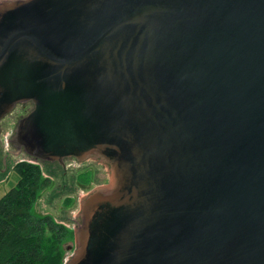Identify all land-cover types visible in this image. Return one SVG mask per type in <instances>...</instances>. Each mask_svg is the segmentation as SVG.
<instances>
[{
    "label": "water",
    "instance_id": "water-1",
    "mask_svg": "<svg viewBox=\"0 0 264 264\" xmlns=\"http://www.w3.org/2000/svg\"><path fill=\"white\" fill-rule=\"evenodd\" d=\"M20 105L14 155L109 172L63 264H264V0H0Z\"/></svg>",
    "mask_w": 264,
    "mask_h": 264
},
{
    "label": "trees",
    "instance_id": "trees-1",
    "mask_svg": "<svg viewBox=\"0 0 264 264\" xmlns=\"http://www.w3.org/2000/svg\"><path fill=\"white\" fill-rule=\"evenodd\" d=\"M13 171L16 185L0 198V264H63V245L73 232L49 215L34 214L54 175L28 161L13 165Z\"/></svg>",
    "mask_w": 264,
    "mask_h": 264
},
{
    "label": "rangeland",
    "instance_id": "rangeland-1",
    "mask_svg": "<svg viewBox=\"0 0 264 264\" xmlns=\"http://www.w3.org/2000/svg\"><path fill=\"white\" fill-rule=\"evenodd\" d=\"M20 161H30V159L27 157L24 152H21L17 156L14 157V163L13 165ZM39 164V163H38ZM13 165H11L10 171L1 174L0 176V198L5 195L11 188L15 187L16 182H17V175L15 172L12 170ZM47 169V168H46ZM48 170V169H47ZM82 170V168L80 169ZM97 172L101 173L100 175L104 178L105 175H107V180L109 179V172L108 169L105 167H101L100 165L96 167ZM48 172L51 173V175L56 176V174L50 169ZM77 171H73L72 169H68V174L70 177H66L65 179V184L66 183H75L76 185H82L80 186V192L78 191L77 193L79 194L78 197H76L74 194H70L69 190L64 192L61 187L62 184L56 183V179L51 178V187L41 193L36 205L34 206V214L37 217H43L46 215L54 217V220L57 223H63L65 224L70 231L73 232V237L66 242L65 245H63L64 249L66 250V257L69 255L70 250H68V247L74 246V229H75V224L73 222H69L66 220L61 219V211L66 210V209H72L75 213L79 212L80 209V200L85 197L90 191H93L97 187H102L106 186L109 182L103 183L102 181L99 183L101 185L94 186L93 187V181L94 177L93 175L88 176L84 174H78ZM74 176V177H73ZM101 177V178H102ZM92 183V185H90ZM103 183V184H102ZM89 184V185H87ZM79 188V187H78ZM82 192V193H81ZM69 194V195H68ZM68 196V197H66ZM65 261V260H64ZM63 261V262H64Z\"/></svg>",
    "mask_w": 264,
    "mask_h": 264
},
{
    "label": "flooded vegetation",
    "instance_id": "flooded-vegetation-1",
    "mask_svg": "<svg viewBox=\"0 0 264 264\" xmlns=\"http://www.w3.org/2000/svg\"><path fill=\"white\" fill-rule=\"evenodd\" d=\"M29 109H30L29 105H20L19 109H15V111L12 114L11 113L8 114L7 116H5L0 121V131L2 128L5 127L4 134H6V136H5L6 138H4L5 140H2L3 142H1V140H0V142H1L0 143V176H1V174L5 173V170H8L9 167H11V165H13L14 157L17 156V154L14 155L13 154L14 151L12 149H9L7 146L8 143L11 141L12 136L14 135V129L15 128H13V126H14L15 118H17L23 114H26V112ZM14 114H15V116H13ZM13 119H14V121H13ZM12 131H13V135L11 134ZM9 146H11V145L9 144ZM99 165L101 167H104L102 164H100L99 162L94 161V160L79 161L75 158H69V159H66L62 165H60L58 163L57 164H55V163L54 164L53 163L47 164L46 163V164H44V167L47 168L48 170L52 169V171L54 173L55 172L57 173V174L55 173L56 176L52 177V179H56V183L62 184L61 189L64 192L69 190V192H71L70 194H74L76 197H78V195L80 193L78 194L77 192L81 191L80 186H82V185H80V183H79V185H76L73 182L65 184L66 177H70L68 174V169L70 168L73 171L78 170L77 173L80 175L81 174L88 175V176L93 175V177H94L93 187H94V186H97V183H98V185H101V184H99L101 181L103 183L108 182L107 175H105L103 178L100 175L101 173L97 172L96 167ZM81 168H82V170H80ZM87 185H89V184H87ZM90 185H92V183ZM66 197H68V196H66ZM53 219H54V217H53Z\"/></svg>",
    "mask_w": 264,
    "mask_h": 264
}]
</instances>
